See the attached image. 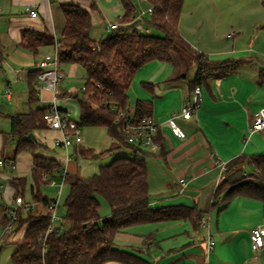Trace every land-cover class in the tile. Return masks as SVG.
Returning <instances> with one entry per match:
<instances>
[{
  "label": "crops",
  "instance_id": "1",
  "mask_svg": "<svg viewBox=\"0 0 264 264\" xmlns=\"http://www.w3.org/2000/svg\"><path fill=\"white\" fill-rule=\"evenodd\" d=\"M0 1V110L4 113L0 116V156L13 159L16 165L15 168L0 166V170L19 168L23 171L29 166L32 174L33 157L30 152L16 153L12 145V153H5L9 144H14L8 115L47 108L52 103L51 84L39 81L38 76L33 78L32 75L38 69L39 60L47 53H54L55 39L61 38L66 21L61 5L77 4L88 9L93 19L91 35L99 31V36H93L96 40L105 37L108 24L123 11L119 0ZM247 1L228 0L232 3V9H238ZM135 5L143 7L148 4L145 1ZM251 8V15L257 19L259 14L264 17L263 0H254ZM32 9L36 10V15L31 14ZM246 12L249 14V9ZM253 19L249 30L242 20H232L224 35L231 41L230 47L219 53L201 51L182 33L192 49L212 60L218 54L221 60L238 61L226 74L213 75L200 86L201 99L193 117L177 120L184 133L182 137L175 133L168 118L178 112L187 99L192 98L189 79L194 76L198 60L187 69L180 56L174 62L151 61L145 65L146 68L143 67L139 81L134 78L128 91L130 107L134 108L138 99L150 102L148 112L160 124L158 136L161 141H158L160 149L156 151L131 147L132 151L139 156V151L144 152L143 157L149 154L161 158L171 178L157 187V193L152 192L149 172L150 205L194 206L201 213V220L197 224L191 219H175L128 226L115 236V243L120 248L137 252L153 264H264V247L254 251L251 242L252 228L264 222V203L249 196H238L228 206L214 201L215 190L223 173L222 161L229 162L241 155L264 154V132L249 129L254 113L264 109V20ZM25 30H47L52 42L34 52L23 43ZM64 68H67L68 74ZM59 70L67 80L59 85L57 104L79 119L80 107L76 95L81 93L85 83L84 68L79 63H59ZM142 82L151 83L152 86L143 87ZM31 86L38 96L35 103L29 102ZM34 133L47 148L60 150L59 155H43L55 157L61 162L64 150L53 142L58 132L46 127ZM69 169V174L79 175L73 163H70ZM245 169L253 170L250 165ZM51 175L53 177L54 173ZM13 177H9V180ZM180 179H184L185 185ZM8 192L14 196L15 188L11 183ZM3 197L1 192L0 201ZM0 207L9 209L11 206ZM3 212L0 214V225ZM203 216L208 219L207 225L202 224ZM25 229L26 224L13 230L7 241L21 239ZM210 237L215 241L211 250L208 249ZM104 264L125 263L112 260Z\"/></svg>",
  "mask_w": 264,
  "mask_h": 264
},
{
  "label": "trees",
  "instance_id": "2",
  "mask_svg": "<svg viewBox=\"0 0 264 264\" xmlns=\"http://www.w3.org/2000/svg\"><path fill=\"white\" fill-rule=\"evenodd\" d=\"M119 2L124 25L99 40L91 35L93 19L88 9L77 4H62L66 21L59 40L58 58L60 63H79L84 68L85 83L81 93L76 95L80 107L79 125L105 127L112 139L110 150L120 145L141 149L128 142L122 126L116 122L117 110L130 106L128 91L143 66L156 60L174 62L183 49L190 47L179 26L184 0H146L153 6V13L146 18L151 28L149 33L135 28L133 16L137 6L134 1ZM51 42L52 36L47 30L23 32L24 45L34 52ZM237 63L232 59L212 60L200 53L197 69L189 79L191 91L206 84L213 75L226 74ZM39 73L38 68L32 77ZM142 86L150 88L152 84L142 82ZM37 101L38 96L31 86L29 102ZM149 107V101L138 99L133 108L134 117L150 115ZM49 109L50 106L8 115L15 152L28 151L33 157L31 194L35 203L29 210L18 208L16 211L13 230L24 224L26 229L23 237L14 242L12 264H104L112 260L153 264L141 254L117 246L116 234L128 226L146 222L191 219L197 224L201 220V213L194 206L152 207L148 164L145 157L133 154L115 157L92 176L68 173L65 182L70 189L65 200V227L61 230L57 225L49 230L53 198L44 195L40 185L46 183V173L61 168V162L38 152L39 147L47 146L34 133L47 127L44 114ZM1 115L4 113L0 110ZM157 140L161 141L160 136ZM95 152L80 147L82 155ZM247 165L253 170L247 171ZM10 183L15 194H23L27 180L13 177ZM238 196L257 198L264 203V154L241 155L227 162L214 201L228 206ZM100 197L110 205L109 217L100 215ZM3 211L1 223L7 224L12 218L7 207Z\"/></svg>",
  "mask_w": 264,
  "mask_h": 264
},
{
  "label": "rangeland",
  "instance_id": "3",
  "mask_svg": "<svg viewBox=\"0 0 264 264\" xmlns=\"http://www.w3.org/2000/svg\"><path fill=\"white\" fill-rule=\"evenodd\" d=\"M254 0H248L247 3H242L238 9H234L232 11V3L228 2V0H184L183 9H182V19H181V31L186 35L190 43L195 44L198 49L201 51L209 52H220L226 48L230 47L231 41L224 38L226 31H228L229 26L232 24V20H242L243 25L247 26V29L250 28L251 19L260 21L264 20L263 15L259 14L258 19L251 15ZM145 5V4H144ZM249 5V6H246ZM246 6V7H244ZM146 7V6H143ZM249 9V14H247L246 10ZM239 13V14H237ZM237 14V15H236ZM219 17H218V16ZM257 15V14H256ZM117 17L114 18L116 20ZM105 36L109 32L105 30ZM93 35L99 36V31L95 32ZM98 34V35H97ZM103 38V37H102ZM224 40V41H223ZM183 58L184 67L187 69L193 64V62L197 61L200 57V53L198 50L192 49V47H186L182 50L179 55ZM178 56V57H179ZM213 58L214 60H221L218 58V54ZM146 68L145 66H143ZM141 68L136 76V81H139L141 77L142 70ZM185 69V71H186ZM64 72L68 74L67 68H64ZM134 79V80H135ZM67 80V78L65 79ZM64 80V81H65ZM64 81H62L59 85H63ZM80 119V118H79ZM77 119V120H79ZM81 134L84 138L83 143L80 145L85 148L94 149L96 152L94 154H86L80 156L74 155L73 163L76 166V169L80 176H92L100 171V167L110 163L115 157L120 155H133L134 152L132 148L125 145H120L118 148L110 150L112 146V139L107 133V129L102 126H82ZM41 142H43L41 140ZM14 144H9V148L5 149V153L11 154L13 148H10ZM15 147V145H14ZM79 147V151H80ZM109 150V151H108ZM142 150H144L142 148ZM39 153L46 155H59L60 150L52 149L50 147H39ZM140 156L144 155V152L139 151ZM145 159L147 164L149 165L148 170L151 174V189L152 192H156L157 187L162 185L167 180H171L170 172L168 168L165 166L163 160L161 158H157L154 155H145ZM62 167V165H61ZM1 169L0 170V183L4 184L2 188H0V193L3 192V199L0 201L1 206H14V197L18 194L14 193L9 194L8 190L10 189V180L9 177L19 176L24 174L27 177V184L24 191V196L30 200H32L31 194V184H32V174L31 168L28 166L20 171L19 168L8 170ZM70 170V169H69ZM22 172V173H21ZM3 173V174H2ZM173 177V176H172ZM54 179L57 180L59 184L61 182V176L58 174V171L54 172ZM69 185L65 183L62 194L60 196V208L58 209V215L60 217H64L65 215V200L69 193ZM58 186H51L49 181L40 185V191L47 195L49 198H56L58 195ZM8 192V193H7ZM6 193V194H5ZM157 193V192H156ZM22 194V193H20ZM160 195V194H159ZM101 207H100V215L102 218H106L110 216L111 208L108 202L100 197ZM3 207H0V214L3 212ZM9 241V239H8ZM7 241V242H8ZM2 245L0 250V264H12L11 263V254L14 250V242H8Z\"/></svg>",
  "mask_w": 264,
  "mask_h": 264
},
{
  "label": "built area",
  "instance_id": "4",
  "mask_svg": "<svg viewBox=\"0 0 264 264\" xmlns=\"http://www.w3.org/2000/svg\"><path fill=\"white\" fill-rule=\"evenodd\" d=\"M134 3L145 2L146 0H133ZM1 7V1H0ZM153 13V6L147 5L146 7H137L135 15L133 16V22H135V28L139 32L149 33L151 31L150 26L146 22V18ZM32 15H36L35 9L31 10ZM122 15L116 20L110 22L106 28L109 33L116 31L123 24ZM232 33L229 35L231 36ZM58 46L59 40L55 39V51L53 54H45L42 59L37 63V68L40 69L38 75L39 81L51 84L53 88V98L50 105V109L44 114V118L47 122V128L57 131L58 135L53 137L54 145L64 150V156L61 161L62 167L59 168L58 174L61 176V182L58 184L57 180L51 177L53 173H46L44 176L52 186H58V195L53 199L50 204L51 220L49 230H52L55 226H60L62 230L65 226L64 220L58 215V209L60 207V196L62 194L63 187L65 185V179L69 173V165L74 158V155L80 156L79 147L83 143V136L81 134V126L79 120L75 119L72 114L64 109H61L58 104V95L60 93L59 84L64 80L65 75L59 70V58H58ZM11 92L10 89L7 91ZM201 99V87L197 86L193 90V96L191 99H187L180 110L168 118V123L173 127L175 133L182 137L184 135L182 128L178 124V118L189 120L193 117ZM117 123L122 126V131L126 135V138L130 144L134 146L149 150L156 151L160 149V143L157 138L159 135V122L151 115H144L141 118H135L133 115V108H121L117 110ZM250 131L264 132V109L256 111L253 115L252 121L249 126ZM226 161L221 162V169H226ZM0 166L15 168V161L3 156H0ZM180 182L185 185L184 179H180ZM3 185L0 183V188ZM15 205L8 209V213L12 218L7 224L0 225V250L2 245L7 241L8 236L13 230V219L16 217V211L18 208H24L29 210L35 207L33 201H27L23 194H18L14 197ZM208 219L203 216L202 224L207 225ZM251 242L254 251H259L264 247V222L254 226L251 230ZM208 249L211 250L215 241L212 237L208 241Z\"/></svg>",
  "mask_w": 264,
  "mask_h": 264
}]
</instances>
